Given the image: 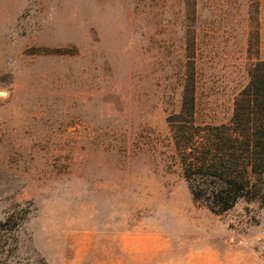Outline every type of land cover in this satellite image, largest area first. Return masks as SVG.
I'll list each match as a JSON object with an SVG mask.
<instances>
[{
	"label": "rangeland",
	"instance_id": "374dc122",
	"mask_svg": "<svg viewBox=\"0 0 264 264\" xmlns=\"http://www.w3.org/2000/svg\"><path fill=\"white\" fill-rule=\"evenodd\" d=\"M190 58L229 123L264 0H0V264H264V204L214 214L176 159Z\"/></svg>",
	"mask_w": 264,
	"mask_h": 264
},
{
	"label": "trees",
	"instance_id": "16d2710c",
	"mask_svg": "<svg viewBox=\"0 0 264 264\" xmlns=\"http://www.w3.org/2000/svg\"><path fill=\"white\" fill-rule=\"evenodd\" d=\"M258 42V33L252 32L251 51L258 50ZM189 62L181 110L167 123L193 200L217 215L232 211L241 201L264 204V61L249 71L231 121L217 126L196 120L195 65L192 58ZM17 226L14 217L0 220L1 258Z\"/></svg>",
	"mask_w": 264,
	"mask_h": 264
}]
</instances>
